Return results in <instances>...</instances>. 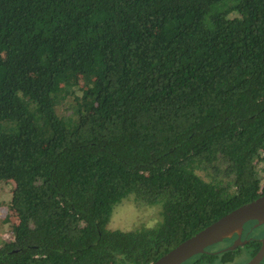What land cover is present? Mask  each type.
<instances>
[{
    "label": "trees",
    "instance_id": "obj_1",
    "mask_svg": "<svg viewBox=\"0 0 264 264\" xmlns=\"http://www.w3.org/2000/svg\"><path fill=\"white\" fill-rule=\"evenodd\" d=\"M1 182L0 264H152L264 196V0H0ZM129 197L164 223L111 229Z\"/></svg>",
    "mask_w": 264,
    "mask_h": 264
},
{
    "label": "water",
    "instance_id": "obj_2",
    "mask_svg": "<svg viewBox=\"0 0 264 264\" xmlns=\"http://www.w3.org/2000/svg\"><path fill=\"white\" fill-rule=\"evenodd\" d=\"M252 222L256 223L252 230L264 225V196L235 209L152 264H184L191 258L205 253L207 249L223 243L237 233V240L210 253L219 256L234 251L244 246L245 241L241 240V236L245 226ZM263 260L264 236L261 239L259 251L244 264H261Z\"/></svg>",
    "mask_w": 264,
    "mask_h": 264
},
{
    "label": "rangeland",
    "instance_id": "obj_3",
    "mask_svg": "<svg viewBox=\"0 0 264 264\" xmlns=\"http://www.w3.org/2000/svg\"><path fill=\"white\" fill-rule=\"evenodd\" d=\"M233 16V15H232ZM78 93L82 95L85 86L80 83ZM14 183H0V247L6 242L14 240V233L18 225V215L11 205ZM153 206H147L138 202L134 197H129L114 209L110 221L111 229L132 230L143 227L153 219ZM262 230L254 236L261 235ZM239 264V262H238Z\"/></svg>",
    "mask_w": 264,
    "mask_h": 264
},
{
    "label": "clouds",
    "instance_id": "obj_4",
    "mask_svg": "<svg viewBox=\"0 0 264 264\" xmlns=\"http://www.w3.org/2000/svg\"><path fill=\"white\" fill-rule=\"evenodd\" d=\"M162 211H163V204L153 205L154 218L144 225V229L146 231L156 230L158 226L164 223V217L160 215ZM113 255L116 256V264H120V261L125 259V257L121 254L113 253Z\"/></svg>",
    "mask_w": 264,
    "mask_h": 264
},
{
    "label": "flooded vegetation",
    "instance_id": "obj_5",
    "mask_svg": "<svg viewBox=\"0 0 264 264\" xmlns=\"http://www.w3.org/2000/svg\"><path fill=\"white\" fill-rule=\"evenodd\" d=\"M255 224H256V223H254V222L248 224V225H251L250 229H251L252 232H251V235H250V236L248 235V234H249V230L246 229V226H248V225L245 226L244 231H243L242 236H241V240H242L243 242L245 241V244L248 242L247 239H248V240H251V239L254 240V237H253L252 234H254L253 232H254L255 230H252V227H253ZM262 228H264V226H263ZM263 236H264V233L262 234V236H261L260 238H258V240L260 241V243H261V239L263 238ZM247 237H249V238H247ZM237 238H238V234L235 233L231 238L227 239V240H229L228 243H232V242H234L235 240H237ZM227 240H225V241H227ZM228 243H226V245H227ZM245 244H244V246H245ZM247 261H248V260H247ZM247 261H246V262H247ZM242 264H244V263H242Z\"/></svg>",
    "mask_w": 264,
    "mask_h": 264
}]
</instances>
